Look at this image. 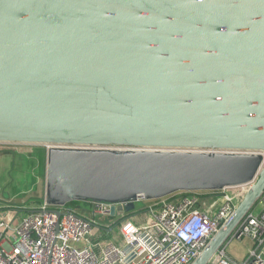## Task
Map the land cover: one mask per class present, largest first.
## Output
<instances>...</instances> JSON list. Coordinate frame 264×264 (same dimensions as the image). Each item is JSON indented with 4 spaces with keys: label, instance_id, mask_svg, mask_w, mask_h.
<instances>
[{
    "label": "water",
    "instance_id": "water-1",
    "mask_svg": "<svg viewBox=\"0 0 264 264\" xmlns=\"http://www.w3.org/2000/svg\"><path fill=\"white\" fill-rule=\"evenodd\" d=\"M0 141L60 144L46 202L112 215L255 180L208 264L264 192V0H0Z\"/></svg>",
    "mask_w": 264,
    "mask_h": 264
},
{
    "label": "built area",
    "instance_id": "built-area-1",
    "mask_svg": "<svg viewBox=\"0 0 264 264\" xmlns=\"http://www.w3.org/2000/svg\"><path fill=\"white\" fill-rule=\"evenodd\" d=\"M254 182L220 190H180L157 199L141 194L136 202L145 205L146 220L133 221L124 203H116L119 225L98 221L112 215L109 203L54 206L44 200L37 208L24 206L25 213L17 217L0 215V264H193L234 217ZM116 228L118 236L113 234ZM237 228L240 232L228 240L249 236L250 252L238 260L223 245L208 264H264V192Z\"/></svg>",
    "mask_w": 264,
    "mask_h": 264
},
{
    "label": "rangeland",
    "instance_id": "rangeland-1",
    "mask_svg": "<svg viewBox=\"0 0 264 264\" xmlns=\"http://www.w3.org/2000/svg\"><path fill=\"white\" fill-rule=\"evenodd\" d=\"M49 143H0V210H7L6 218L12 210L14 213L21 207H39L46 200V179L48 167ZM116 148H126V145H104ZM78 205L86 206L87 201H80ZM145 205L136 202V207L128 211L129 218L135 222L146 220ZM14 209V210H13ZM11 211V212H12ZM121 215L100 217L101 224L119 225ZM114 236L119 233L113 231ZM227 253L233 258L241 260L251 250L252 239L245 235L243 238L227 240L224 244Z\"/></svg>",
    "mask_w": 264,
    "mask_h": 264
},
{
    "label": "crops",
    "instance_id": "crops-1",
    "mask_svg": "<svg viewBox=\"0 0 264 264\" xmlns=\"http://www.w3.org/2000/svg\"><path fill=\"white\" fill-rule=\"evenodd\" d=\"M19 209H20V210L17 211V212H15V213L11 210L12 212H11V211L9 212V214H10L9 216L12 215V217L14 218V217L19 216V215H17L19 212H20V215L23 214V213H25L24 211H22V210H23L22 208H19ZM13 210H14V209H13ZM6 211H7V210H0V215H5V216H6V213H5Z\"/></svg>",
    "mask_w": 264,
    "mask_h": 264
},
{
    "label": "trees",
    "instance_id": "trees-1",
    "mask_svg": "<svg viewBox=\"0 0 264 264\" xmlns=\"http://www.w3.org/2000/svg\"><path fill=\"white\" fill-rule=\"evenodd\" d=\"M81 202L80 201H71L68 204L71 206H78Z\"/></svg>",
    "mask_w": 264,
    "mask_h": 264
},
{
    "label": "bare ground",
    "instance_id": "bare-ground-1",
    "mask_svg": "<svg viewBox=\"0 0 264 264\" xmlns=\"http://www.w3.org/2000/svg\"><path fill=\"white\" fill-rule=\"evenodd\" d=\"M50 147L55 146V145H60V144H55V143H49Z\"/></svg>",
    "mask_w": 264,
    "mask_h": 264
}]
</instances>
